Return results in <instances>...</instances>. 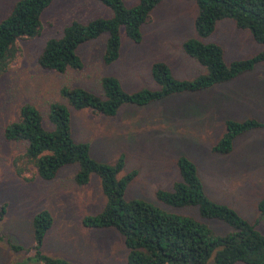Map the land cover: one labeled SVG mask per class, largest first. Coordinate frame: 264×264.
I'll use <instances>...</instances> for the list:
<instances>
[{"label":"rangeland","instance_id":"1","mask_svg":"<svg viewBox=\"0 0 264 264\" xmlns=\"http://www.w3.org/2000/svg\"><path fill=\"white\" fill-rule=\"evenodd\" d=\"M15 1L0 0V21ZM121 1L125 8L138 3ZM196 13L193 1L164 0L140 28L139 42L130 41L120 30L116 61L109 65L102 62L106 35L101 34L76 47L79 69L67 68L58 73L42 70L37 64L45 43L59 38L73 22L109 19L113 13L95 0H53L43 10L38 35L19 42L18 63L0 77V204L5 205L0 221V264L25 259L23 251L13 253L6 241L22 250L32 247L31 219L41 211L52 218L41 254L73 264H126L127 251L113 229H87L80 223L84 216L101 212L105 205L96 175L91 174L82 186L73 181L75 165L63 167L50 181L37 177L24 181L16 175V161L18 164L27 145L5 141L3 130L16 121L23 105L39 113L45 130L53 129L50 108L64 106L72 139L88 144L91 159L113 165L122 156L124 165L118 177L135 172L124 200H142L163 211L190 216L214 233L228 232L219 221L201 219L194 207L170 208L156 199L157 190L171 191L179 180L176 160L185 157L194 164L206 197L233 209L248 223H255V230L264 236V217L256 209L264 194V126L236 137L228 154L211 151L227 120L254 119L264 125V62L209 89L170 95L145 106L122 105L113 117L88 109L75 110L61 95V90L67 88L100 96L102 77L116 79L127 93L155 90L150 69L156 62L165 64L174 79L191 80L205 71L183 53L182 44L188 39L220 46L226 64L264 50L248 30L238 29L231 20L219 21L208 37L199 39L193 29Z\"/></svg>","mask_w":264,"mask_h":264},{"label":"trees","instance_id":"2","mask_svg":"<svg viewBox=\"0 0 264 264\" xmlns=\"http://www.w3.org/2000/svg\"><path fill=\"white\" fill-rule=\"evenodd\" d=\"M53 0H16L7 16L0 21V77L18 63L19 42L39 33V18ZM108 7L113 16L95 19L86 24L71 23L57 39L45 43L37 58L42 70L63 72L67 68L79 69L75 54L78 45L105 34L102 62L109 65L119 56L120 30L130 41H140V28L149 20V14L164 0H138L125 8L121 0H95ZM193 1L197 13L193 29L199 39L208 37L216 23L231 20L238 29L248 30L253 41L264 45V0H182ZM183 53L197 61L204 73L191 80H177L165 64L151 65L150 74L155 90L142 89L127 93L112 77H102V94L95 96L82 89H62L61 95L75 110L88 109L92 113L113 117L122 105L145 106L170 95L197 92L229 82L264 62V50L250 58L223 61L222 49L214 43L188 39L182 44ZM52 130H45L39 113L29 105L20 107L16 121L4 127L7 142H23L25 152L16 161L15 173L24 181L37 177L50 181L65 166L75 165L74 182L85 185L91 174L98 177L105 205L101 212L84 216V228L113 229L126 249V264H264V236L255 230V223L242 219L233 209L209 200L196 174L194 164L185 157L176 160L179 180L171 191L157 190L156 199L170 208L194 207L201 219L216 220L229 230L225 234L211 231L204 223L186 215L163 211L142 200H124V192L135 172L119 176L124 159L120 156L113 165L91 159L87 143L75 142L71 136L68 111L64 106L53 105L49 112ZM254 119L242 122L227 120L224 132L212 146L216 154H228L236 137L263 127ZM23 164V165H22ZM14 166V165H13ZM29 176V177H28ZM264 217V194L256 206ZM5 205L0 204V221ZM52 226L46 211L31 219L33 245L27 250L8 243L13 253L23 251L24 260L13 264H73L41 254L45 233ZM31 257H28L32 253Z\"/></svg>","mask_w":264,"mask_h":264},{"label":"crops","instance_id":"3","mask_svg":"<svg viewBox=\"0 0 264 264\" xmlns=\"http://www.w3.org/2000/svg\"><path fill=\"white\" fill-rule=\"evenodd\" d=\"M162 2H163V1H162ZM162 2H161V3H162Z\"/></svg>","mask_w":264,"mask_h":264}]
</instances>
